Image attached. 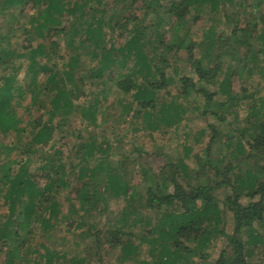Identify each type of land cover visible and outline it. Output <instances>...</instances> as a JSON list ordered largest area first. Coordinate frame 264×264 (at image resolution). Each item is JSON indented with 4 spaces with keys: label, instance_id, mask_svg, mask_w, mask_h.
<instances>
[{
    "label": "trees",
    "instance_id": "1",
    "mask_svg": "<svg viewBox=\"0 0 264 264\" xmlns=\"http://www.w3.org/2000/svg\"><path fill=\"white\" fill-rule=\"evenodd\" d=\"M104 1L0 0V14L2 12L6 14L8 11V19L11 20L27 16L28 23V26L23 27L25 42L20 45L15 42L18 35L8 32L11 30L8 23L5 24L9 26L8 30L0 32V70H4L0 74V134L5 135L11 131L17 134L14 143L5 145L0 141V152L4 149L6 157L10 150L16 148L19 153L26 154L24 161L0 158V195L7 207V213L0 215V264H29L31 261L32 264H41L40 258L46 264H50L53 256L57 259L62 258V264H86L92 249L83 242L93 235H95L94 241L89 240L94 242L95 255L105 252L106 246L119 248V262H125L138 254V244L132 241V235L124 227L108 228L101 237L102 232L99 230L92 232L89 223L84 224L80 218L71 216L76 213L78 206L83 209L85 204H88L90 210L97 209L99 199L105 190L115 196H123L129 205L128 212L132 216L137 214L136 207L130 203L134 199L135 189L132 187V191L125 180L122 165L116 169L117 175H115L111 164H104L102 160L98 161L94 158L96 149L101 150V147L97 146L93 136L89 135V141H77L75 154L78 156V161L74 164L66 162L69 165L67 167L69 174L72 173L78 181V185L73 187V198L77 204L69 206L71 214L63 215V221H59L57 225L75 234L76 247L82 254L68 257L63 252L55 251V245L51 244L50 247L42 245L43 248L45 247L43 255L34 258L28 256L31 250H35L26 243V237L32 236L30 223L40 222L47 229L51 228L48 216L50 212L56 211L58 204L49 194L51 191L59 192L69 185L63 177L67 169L61 156H57V151L55 154L46 153L45 148L52 140L55 128L62 131V121L66 120L63 115L74 106L78 108V105L73 103L72 97L73 89L76 88L72 71L79 64L80 57L88 56L89 59L96 61V64L91 65L87 70L90 78L94 80L115 62L112 57L113 51L121 54V60L131 56L134 66L132 72L117 78L114 84L123 94H129L131 97L128 104H123V110L125 112L132 110V113L143 115L149 128H154L162 122L172 124L177 119L178 105H172L171 102L167 103L158 98L159 90L170 82V77L166 75V67L170 65L166 54L163 52L158 57V64L151 60L146 48L150 52L160 47L163 51L173 46H184L187 49V58L197 74V80L181 77V90L178 93L182 97H188L191 92L203 96L206 100L203 112L209 111L224 121L222 112H218V109L226 111L227 102L235 106L243 97L232 92L229 74L219 82L218 88L227 100L218 103L216 110H210L208 102L215 92H210L205 84L216 80L222 66L221 61L226 56L233 58L232 55L235 53L237 55L240 51L243 57L245 54L249 58L256 56L252 50L250 51L252 45L249 40L257 28L255 24L250 23L251 21H247L244 27L235 25L225 39H222V36L217 37L218 48L215 53L213 49L216 42L212 39L213 30L209 29L206 33L208 43L203 46L204 52L200 58H195L192 56L194 43L185 42L184 35L175 34V40L169 43L164 41L157 28L161 29L167 22L171 25L170 28L173 27L182 21L184 15L189 13L194 5L209 2L213 8H216L220 0H121L126 2L125 5L112 8L107 21H103L102 17L97 15L98 11L104 13L107 10ZM117 1L113 0V7ZM137 1L142 2L143 15L140 18L123 16L121 12L125 7L132 6ZM89 3L91 6L87 8ZM247 5L257 7L258 3L248 2ZM25 7L34 8L35 11L29 14L24 11ZM65 14L71 17L68 18L67 27L61 25ZM149 15L151 20L146 22ZM138 23L142 25L141 28H137ZM105 27L108 30L124 28L128 30L130 37L114 49L113 41L105 39ZM147 30L151 32L147 33ZM57 33L68 36L67 46L72 52L67 57L68 67L63 71L64 77L47 64L40 62V59H36L47 53L49 42L50 51L55 53L53 42H44V40L51 34ZM263 34L264 29L260 31V35ZM260 35L258 36L263 40ZM152 36H156L157 45L152 44ZM33 39L40 41L32 44ZM74 39H76L75 44L72 43ZM205 59H208V64L213 61V65L204 66ZM41 73L43 78L39 80L38 76ZM24 75L28 76V86H25L26 81H23ZM66 83L71 87H66ZM49 90L54 91V94L47 97L52 106L47 110L49 113L47 118L43 119L40 115L30 120L31 127L28 130L19 127L20 118L14 110V105L19 104L20 99L27 93L31 94V103H37L40 96L45 95ZM76 97L74 95V98ZM97 103L96 100L94 104L79 109L87 116L86 118H89V124L93 127L97 123L99 110ZM41 105L44 107L43 103ZM94 105L96 109H93ZM257 114L258 110L249 111L248 117L251 119L249 129H236L240 136L236 143L238 151L245 153L242 159L237 160L236 157L220 167L210 154L213 147H217L220 143L222 133L211 126V135L204 147L205 158L201 160L197 156L196 160L198 172L207 165L208 168L213 169L218 180L207 178L204 182L196 181L197 173L189 174L183 162L177 164L172 162V159L168 160L166 167H161L158 172H151L148 175L151 184L145 189L143 206L156 213L157 217L153 222L147 220L149 227L141 236V240L151 246L150 253L156 252L157 264H178V262L207 264L202 260L207 256L205 250L214 234L219 238L223 236L225 242L212 264H249L248 260L253 248L264 243V230L263 232L258 230L259 226L264 227V120L254 121ZM56 118L58 119L54 123ZM49 122L54 123L53 128ZM22 135H25V139L21 137ZM223 136L225 141L230 143L233 133ZM245 136L247 148L244 147L241 139ZM39 152H41L39 156L44 159L36 167V171H30L25 162L26 160L29 162ZM91 158L95 160L92 166H90ZM243 163L247 166L244 175L240 177L238 183V175H236L235 183H231L228 173L235 167L239 168ZM14 164H17L15 170L12 168ZM191 177H194L196 182H192ZM38 180H43V183L39 185ZM169 186L170 191H168ZM219 189L225 192L222 199L218 197ZM44 213H48V216L45 217ZM227 219H230L232 224L229 233L225 229ZM121 223H126L125 217H122ZM254 223L258 227H255ZM19 230L23 233L20 234ZM152 233L155 235L152 236ZM157 242L160 245L158 250ZM194 256L201 259L199 263L193 260Z\"/></svg>",
    "mask_w": 264,
    "mask_h": 264
},
{
    "label": "rangeland",
    "instance_id": "2",
    "mask_svg": "<svg viewBox=\"0 0 264 264\" xmlns=\"http://www.w3.org/2000/svg\"><path fill=\"white\" fill-rule=\"evenodd\" d=\"M69 1L72 2L74 0ZM123 1L118 0L117 3H114L115 6L113 7V0H105L104 6L107 10L104 13L98 11L97 15H100L103 21H107L109 14L113 10L112 8L123 7L126 3ZM248 2L251 4L257 2L258 6L250 7L247 5ZM248 2L245 0H220L216 8H213L209 2H203L200 5L192 6L193 8L189 13L184 15L182 21L176 23L173 27L170 28L171 25L167 22L161 29L157 28L164 41H168L169 43H171V40H175V34L184 35L185 42L190 41L194 43L192 56L200 58L204 52L203 46L208 43L206 33L209 29L213 30L212 39L216 42L213 49L215 53L218 48L217 37L222 36V39H225L235 25L244 27L247 21H251V24L256 25L257 28L253 31V35L249 40L252 45L250 51L252 50L256 56L249 58L245 54L243 57L241 51H236L237 55H235L236 53L233 54V58L226 56L221 61L222 66L217 73L216 80L205 84V87L210 92H215L211 101L208 102L210 110H216L218 103L227 100L225 95L218 91V88L219 82L229 74L232 92L243 96L235 106H231L227 102L226 111L218 109V112H222L224 121H221L209 111L203 112L206 101L203 96L191 92L188 97H182L178 93L181 90V77L184 76L197 80V74L187 58V49L184 46H173L171 49H164V51L160 47L151 52L146 48V52L155 63H158V57L163 52L166 54L170 62V65L166 67V75L170 77V82L166 87L159 90L158 98L167 103L171 102L172 105H178L177 119L172 124L162 122L154 128L146 126L143 115L135 114L136 112L132 113V110L129 112L123 110V104H128L131 101V97L129 94H123L114 84V80L132 72L134 66L130 55L121 60V54L115 53L112 50L114 52V56L112 57H114L115 62L104 69L103 74L94 80L90 78L87 70L91 65H95L96 61L89 59L88 56L80 57L79 64L72 71L76 87L74 89L72 87L74 91L72 97L73 103L77 104L78 108L74 106L66 115H63V117H66V120L62 121V131L55 128L52 140L46 146L45 152L55 154V151H57V156H61L67 169L69 165L66 162L74 164L78 161V156L75 154L77 141L87 142L89 141V135H92L94 143L101 147V150L96 149L94 158L98 159V161L102 160L104 164H111L115 175H117L116 169H119V165H122L121 169L125 174V180H127L131 190L132 187L135 189L134 199L130 203L136 207L137 214L132 216L128 212L129 205L123 196H115L107 190L102 192L97 209L90 210L88 204H85L83 209L78 206L76 213L71 214L69 206L77 204V201L73 198V187L78 185V181L72 173L69 174V170L67 169L63 177L68 182V187L60 189L59 192L51 191L49 194L51 198L57 201L56 211L50 212L49 216L48 213H44L45 217L48 216L52 227L47 229L40 222L34 221L30 223L29 229L32 236L26 237V243L30 245L31 249L35 250H31L28 253L29 258L43 255L45 247L43 248L42 245L50 247L51 244L55 245V251L63 252L68 257L74 254H82L76 247L75 234L71 230L57 226L59 225V221H63V215L71 214L76 219L80 218L84 224L89 223L92 232L96 230L102 232L100 233L101 237L103 232L108 228L124 227L132 235V241L138 244L139 251L136 256L125 262H119L120 251L117 246L113 248L106 246L107 250L105 252L99 255L93 254L95 252L94 242H91L95 239V235H93L89 238L91 241L85 239L83 242L86 245L88 244V246L90 245L92 249L89 261L86 264H157L156 252L150 253L151 246L141 240V236L149 227L146 223L147 220L153 222L157 217L156 213L147 210L143 206L145 189L151 184L148 175L151 172H158L161 167H166L168 160L172 159V162H177V164L180 161L183 162L187 166L189 174L194 175V173H197L198 179L196 181L204 182L207 178L218 180L214 175L213 169L208 168L207 165L204 166L203 170L198 172V161L196 160L197 156L201 160L205 158L204 147L211 135V126L216 127L222 133L220 143L217 147H213L210 154L213 161L220 167L236 157L237 160H241L245 154L238 151L236 143L240 136L236 129H249L248 127L251 122V119L248 117L249 111L252 109L258 110L257 117L253 119L254 121L264 120V34L260 35V31L264 29V0H248ZM141 4V1H137L132 6L125 7V10L121 12L122 15L140 18L143 15ZM90 6L91 4L89 3L87 8ZM24 11L30 14L35 10L34 8L25 7ZM7 13L8 11L6 14L4 12L0 14V32L7 31L9 26H11V30L8 32L18 35L15 42L20 45L26 39L23 27L28 26L27 16L11 20L8 19ZM150 17L151 15H149V19L146 22H150ZM68 18H71L68 14L63 16L62 26L67 27ZM6 23L9 26H5ZM141 27L142 25L138 23L137 28ZM104 31L105 39L113 41L114 49L130 37L128 30L124 28L117 27L113 30H108L105 27ZM146 32L150 33L151 30H147ZM258 35L262 36L263 40ZM152 37V44L157 45L156 36ZM67 39L68 36L61 33L51 34L49 38L46 37L44 42L52 41L55 46V53L50 51L49 42L46 48L47 53L36 58L40 59V62L50 66L52 70L57 71L63 77V71L68 67L66 64L67 57L72 54L71 49L67 46ZM76 39L72 41L73 44H75ZM38 41L40 40L33 39L32 44H36ZM211 65H213V61L208 64V59L204 60V66L210 67ZM3 71L0 70V74ZM23 77V81H26L25 86H28V76L24 75ZM42 78L43 74L41 73L38 79L41 80ZM66 84V87H71L70 84ZM53 94L54 91L49 90L45 95L40 96L37 103H31L30 93L21 98L20 103L14 105V110L20 118L19 127H25L26 130L30 129L29 121L40 115L43 116V119H46L49 114L47 110L52 107L47 97ZM74 95L77 97L74 98ZM96 100L98 101L99 110L97 113V123L93 127L89 124V118H86L87 116L83 115L79 109L86 107L88 104H94ZM42 103L44 107H42ZM93 109H96L95 105ZM57 119L54 120V123H56ZM49 123L53 128L52 125L54 123ZM232 133L233 138L230 143H227L223 135ZM24 136L22 135L21 137L25 139ZM16 137V132L11 131L5 135L0 134V141L5 145H9L16 141ZM241 139L244 147L247 148L246 136L244 138L241 137ZM40 154L41 152L37 153L29 162L26 160L25 163L30 171H36V167L42 163L44 158H41ZM0 158L24 161L26 154H21L18 149L14 148L5 157V150L2 149ZM94 158L90 159V166L94 164ZM249 163H251V160ZM16 166L17 164L13 165V170L16 169ZM246 167L245 163H243L239 168L235 167L232 169L228 173V177L231 179L230 182L235 183V177L238 175V183L240 177L244 175ZM51 176H53L52 173ZM191 178L192 182H196L194 177ZM38 182L41 185L43 180H38ZM170 190L171 187L169 186L168 191ZM224 193L222 189H219L218 197L222 199ZM4 213H7V207L2 202L0 195V215ZM122 217L126 218V223H121ZM254 226L258 227L256 223H254ZM231 227V220L227 219L225 229L228 233ZM258 230L259 232H263L264 227L259 226ZM19 232L20 234L23 233L22 230H19ZM153 235L155 234L152 233ZM224 242L223 236L219 238L214 234L205 250L207 256L202 261L212 264L219 250L224 246ZM158 243H156L157 250L160 247ZM40 259L41 264H46L42 258ZM61 259L53 256L50 264H62ZM193 260L199 263L201 259L194 256ZM145 261L146 263H144ZM248 261L249 264H264V243L253 248L252 255ZM29 264H32V261ZM178 264H181V262H178Z\"/></svg>",
    "mask_w": 264,
    "mask_h": 264
}]
</instances>
